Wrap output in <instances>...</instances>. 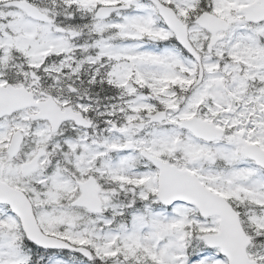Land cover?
Wrapping results in <instances>:
<instances>
[{
	"label": "snow or ice",
	"instance_id": "obj_1",
	"mask_svg": "<svg viewBox=\"0 0 264 264\" xmlns=\"http://www.w3.org/2000/svg\"><path fill=\"white\" fill-rule=\"evenodd\" d=\"M0 264H264V0H0Z\"/></svg>",
	"mask_w": 264,
	"mask_h": 264
}]
</instances>
